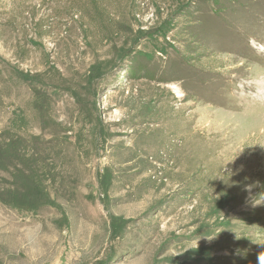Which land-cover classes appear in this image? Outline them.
<instances>
[{
	"label": "rangeland",
	"instance_id": "1",
	"mask_svg": "<svg viewBox=\"0 0 264 264\" xmlns=\"http://www.w3.org/2000/svg\"><path fill=\"white\" fill-rule=\"evenodd\" d=\"M261 115L264 0H0V264H259Z\"/></svg>",
	"mask_w": 264,
	"mask_h": 264
},
{
	"label": "bare ground",
	"instance_id": "2",
	"mask_svg": "<svg viewBox=\"0 0 264 264\" xmlns=\"http://www.w3.org/2000/svg\"><path fill=\"white\" fill-rule=\"evenodd\" d=\"M174 89L176 90L177 88L174 87ZM176 93L179 95L180 98L183 97V95L181 93H179L177 91H176ZM260 117H261V119L264 118L263 115H261ZM184 126L187 127V125H184ZM208 128H209V126H208ZM184 129H186V128H184ZM155 131H156V129H155ZM242 140L243 139H236V140H234L236 143H233V144H237V142H243ZM189 143H190V141L187 142V146L185 144H183V143L181 145H178L177 143L167 142V140H165L164 137H162L161 139H158V140H152V142H151V148L152 149L150 148L151 149L150 152H152L154 154V156H155L152 161L156 160L157 164H154V162H152L151 163V167L149 166L150 169H153L155 166H158V163H161L162 165H164L166 170L168 169V167L166 165V159H167L166 157L167 156L165 157L164 153L163 154L160 153V150L162 148H163V150H166L167 153H169V155L172 156V157L174 155L178 156L179 153L180 154L184 153L185 154V158L182 161H180L178 166L181 168V173H182L183 172V168H185L186 165L189 164L188 166L191 169V175H192L190 178L194 181V179H196V175L198 176V175L204 173V169L207 168L208 162L205 161L204 159H201L198 154L195 155L194 161H192V157L190 156V154H191V151H192L191 147L194 146V144H192V146L189 147ZM218 143L220 144L221 142H218ZM222 144L224 146L223 142H222ZM216 149H218L217 145H211V147L207 148V151L205 149V150H202V152L206 151L205 152L206 157L211 158L212 157V152L215 151ZM249 167H251V166H249ZM196 169L198 170V172L192 173V172H195ZM161 177H162V175H160L156 179V182H155L156 186H158V187H162L163 186L162 182L160 181ZM230 177L233 179L232 182H229L231 188L236 189L237 191L241 190V192L250 194L247 197H241V199H243L244 201H248L251 204V203H254L255 200L259 199V196L264 195V181L263 180H259V179L254 180V177H256V175L254 176V174H249L248 172L246 173L243 169L242 170L241 169H237V171L235 172V175H234V172L231 170L230 173H227V174L223 175L222 179L230 178ZM155 183H153V184L155 185ZM153 184L151 183V185H153ZM198 208H199V206H195V208L192 210V212H190L188 214L189 217H193L194 218V213L196 211H198ZM181 226H183V224ZM202 226H203V223L199 225V229Z\"/></svg>",
	"mask_w": 264,
	"mask_h": 264
},
{
	"label": "clouds",
	"instance_id": "3",
	"mask_svg": "<svg viewBox=\"0 0 264 264\" xmlns=\"http://www.w3.org/2000/svg\"><path fill=\"white\" fill-rule=\"evenodd\" d=\"M259 264H264V252L258 254Z\"/></svg>",
	"mask_w": 264,
	"mask_h": 264
}]
</instances>
